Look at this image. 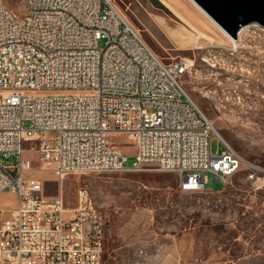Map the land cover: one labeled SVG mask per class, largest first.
Instances as JSON below:
<instances>
[{"label":"built area","instance_id":"built-area-1","mask_svg":"<svg viewBox=\"0 0 264 264\" xmlns=\"http://www.w3.org/2000/svg\"><path fill=\"white\" fill-rule=\"evenodd\" d=\"M27 1L31 13L20 16L0 0V155L15 157L0 163V192L17 199L8 216L0 210V264H104L105 219L88 190L74 207L61 191L45 195L26 151L60 182L177 165L184 191L206 189L208 172L224 184L243 160L185 90L193 61H165L117 0ZM229 41L239 45L238 33ZM120 134L134 146L132 166L110 139Z\"/></svg>","mask_w":264,"mask_h":264},{"label":"rangeland","instance_id":"rangeland-1","mask_svg":"<svg viewBox=\"0 0 264 264\" xmlns=\"http://www.w3.org/2000/svg\"><path fill=\"white\" fill-rule=\"evenodd\" d=\"M5 1L23 13L21 0ZM171 1L178 12L161 0H117L165 61H193L183 86L241 156V168L224 184L208 172L202 191L181 190L176 173L151 165L137 172L69 174L60 182L35 151H26L33 168L28 176L42 182L45 195L61 191L68 207L76 205L79 189L88 190L105 219L104 264H264V29L250 23L239 45H229L190 0ZM213 53L219 55L215 66L201 59ZM110 139L132 166V142L125 134ZM223 150L219 137L211 136L210 151ZM14 161L0 155L1 164ZM11 195L0 194V203L10 205Z\"/></svg>","mask_w":264,"mask_h":264},{"label":"water","instance_id":"water-1","mask_svg":"<svg viewBox=\"0 0 264 264\" xmlns=\"http://www.w3.org/2000/svg\"><path fill=\"white\" fill-rule=\"evenodd\" d=\"M230 37L250 23L264 27V0H193Z\"/></svg>","mask_w":264,"mask_h":264},{"label":"bare ground","instance_id":"bare-ground-1","mask_svg":"<svg viewBox=\"0 0 264 264\" xmlns=\"http://www.w3.org/2000/svg\"><path fill=\"white\" fill-rule=\"evenodd\" d=\"M169 9H171L173 12H178L177 9L175 8V6L173 5V2L171 0H161ZM195 6H197V8L202 11L216 26H218L213 20L212 18H210L198 5H196V3L193 1V0H190ZM21 4L23 6V13L20 14V16H27L28 14L31 13V3L30 1H27V0H21ZM9 11L12 12V13H16L14 11H12L9 7H8ZM18 14V13H16ZM257 24V23H254V25ZM249 27V24L248 25H244L242 26L239 30H238V37L240 36V34L244 31L247 30V28ZM218 28H220L218 26ZM221 29V28H220ZM222 30V29H221ZM223 31V30H222ZM223 33H225L223 31ZM226 34V33H225ZM229 38H231L228 34H226ZM212 55H218V54H215L213 53ZM219 58V57H218ZM216 62H211V66H215ZM210 73V72H209ZM213 93L212 90H210L209 92H206V95L208 94H211ZM219 133V132H218ZM220 135V134H219ZM250 169V168H249ZM159 171H164V169H158ZM169 172H177V165H169ZM251 173L249 174V177H250ZM191 191H199V190H191ZM91 210H98V207L96 205V203L94 202V200L92 199L91 197ZM140 253H142V251H140Z\"/></svg>","mask_w":264,"mask_h":264},{"label":"crops","instance_id":"crops-1","mask_svg":"<svg viewBox=\"0 0 264 264\" xmlns=\"http://www.w3.org/2000/svg\"><path fill=\"white\" fill-rule=\"evenodd\" d=\"M0 194L11 195V192L3 191V192H0ZM12 197H13V200L11 201L10 205H7V204L4 205V204H1L0 203V210L3 211L2 213H3V216L4 217L8 216L9 215V211L12 210V209H14L16 207V204H17L16 196L13 194Z\"/></svg>","mask_w":264,"mask_h":264},{"label":"trees","instance_id":"trees-1","mask_svg":"<svg viewBox=\"0 0 264 264\" xmlns=\"http://www.w3.org/2000/svg\"><path fill=\"white\" fill-rule=\"evenodd\" d=\"M156 4H158V0H153Z\"/></svg>","mask_w":264,"mask_h":264}]
</instances>
